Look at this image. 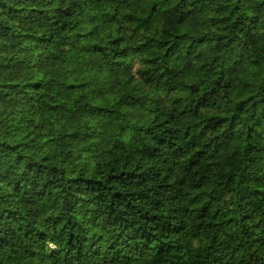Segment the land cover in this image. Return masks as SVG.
I'll use <instances>...</instances> for the list:
<instances>
[{
    "label": "trees",
    "instance_id": "16d2710c",
    "mask_svg": "<svg viewBox=\"0 0 264 264\" xmlns=\"http://www.w3.org/2000/svg\"><path fill=\"white\" fill-rule=\"evenodd\" d=\"M0 264H264V0H0Z\"/></svg>",
    "mask_w": 264,
    "mask_h": 264
}]
</instances>
